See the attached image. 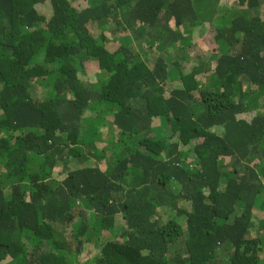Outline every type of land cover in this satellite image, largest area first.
<instances>
[{
	"label": "trees",
	"instance_id": "trees-1",
	"mask_svg": "<svg viewBox=\"0 0 264 264\" xmlns=\"http://www.w3.org/2000/svg\"><path fill=\"white\" fill-rule=\"evenodd\" d=\"M261 108L264 0H0V264H264Z\"/></svg>",
	"mask_w": 264,
	"mask_h": 264
},
{
	"label": "rangeland",
	"instance_id": "rangeland-1",
	"mask_svg": "<svg viewBox=\"0 0 264 264\" xmlns=\"http://www.w3.org/2000/svg\"><path fill=\"white\" fill-rule=\"evenodd\" d=\"M198 36H201L199 41H201V39H202L204 42L202 44H201V42H198V41L196 42V45H195L196 49H194L193 53H191L190 58L193 59L194 61H195V58H202V59L208 58L209 59L211 54H212L210 49H209V44L211 42V36H209L207 32L202 33L200 35L198 34ZM154 48H155V46H154ZM154 48H153L152 52H150L149 54H147L143 58L148 59V58H153V56L155 57L156 54H154V53L158 52V51L156 49L154 50ZM193 60H191V61H193ZM93 76H90V79L92 81L96 82V80H98V78H97L98 76H95L96 78ZM101 112H102V109L100 107H96V106L91 107L88 110L86 118H89L91 120V122L94 124L95 129H96V134L97 133L100 134L101 141L98 142V146L100 149H103V148L109 146L110 144H112L113 134H111V133L113 132V130L110 128V126L107 123L108 119H104ZM260 112H264V108H261Z\"/></svg>",
	"mask_w": 264,
	"mask_h": 264
},
{
	"label": "crops",
	"instance_id": "crops-1",
	"mask_svg": "<svg viewBox=\"0 0 264 264\" xmlns=\"http://www.w3.org/2000/svg\"><path fill=\"white\" fill-rule=\"evenodd\" d=\"M264 236V235H263ZM263 240H264V238H263Z\"/></svg>",
	"mask_w": 264,
	"mask_h": 264
}]
</instances>
